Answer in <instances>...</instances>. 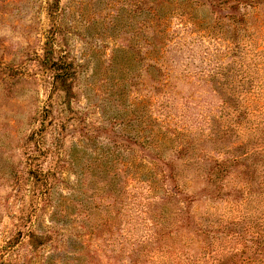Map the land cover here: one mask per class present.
Here are the masks:
<instances>
[{
	"label": "rangeland",
	"instance_id": "obj_1",
	"mask_svg": "<svg viewBox=\"0 0 264 264\" xmlns=\"http://www.w3.org/2000/svg\"><path fill=\"white\" fill-rule=\"evenodd\" d=\"M56 1L0 0V264H129L140 237L152 249L168 242L165 219L170 213L182 216L185 206L201 224L214 210L233 218L232 195L210 201L204 169L168 149V128H174L168 115L185 126L182 98L214 101L209 85L184 71L182 59L171 64L168 45L150 56L161 61L158 67L152 68L149 57L142 60L156 44V31L172 43H192L194 58L228 53L208 28L217 15L191 0ZM198 1L214 11L220 5L218 17L230 16L235 5V0ZM237 1L249 5L245 11L259 45L264 0ZM49 52L54 61L64 58L70 65L67 79L57 80L63 71L43 61ZM189 85L199 98L186 93ZM136 136L146 150L133 145ZM150 151L161 152L164 161L151 167ZM34 172L49 176L44 196ZM169 174L186 192L176 201L169 199ZM257 202L249 216L264 227ZM142 214L145 228L131 230ZM188 227L181 228L182 236L193 245L190 253L200 257L203 243L186 235ZM183 246L175 243L178 251H187ZM154 257L144 258L146 264L185 263L174 255ZM212 259L207 256L206 264Z\"/></svg>",
	"mask_w": 264,
	"mask_h": 264
},
{
	"label": "trees",
	"instance_id": "obj_2",
	"mask_svg": "<svg viewBox=\"0 0 264 264\" xmlns=\"http://www.w3.org/2000/svg\"><path fill=\"white\" fill-rule=\"evenodd\" d=\"M191 1L196 8H205L207 11L211 9L208 13L214 17L215 14L217 15L214 18L216 23L214 22L215 24L208 28L227 45L224 50H228V53L212 57L201 54V57L194 58L190 54L192 43L183 45L179 42L172 43L174 39L170 36L167 38L163 31H156L157 34L153 32L152 35L156 44L154 45V42V46L146 50L142 60L149 57L153 62L152 68L155 64L158 67L161 61H153L150 56L157 57L161 54L159 51L165 50L168 45V49L171 47L168 55L172 53L171 64L178 65V58L182 59L180 66L184 67V71H187L199 84L209 85L208 90L214 95V101L200 103L198 100L199 104L189 98H182L187 114L186 121L182 120L185 126L177 125L172 118L176 117L174 114L168 115L172 119L170 123H174L173 129L168 128V149L176 159L195 165L198 167L197 170L204 169L203 181L208 189L210 201H214L223 193L226 196L232 195L231 209L234 210V217L237 216V218L227 220L224 215H217V211L214 210L207 212L203 217L205 223L202 225L201 222L197 223V220H193L189 209L185 206L186 210H181L182 216L170 213L172 218L165 219L170 226L167 232V243L152 249L149 239L144 240L146 236L140 237L135 241L136 248H131L132 253L127 258L129 264H146L144 258L147 257L149 261H153L155 254L158 257L161 254L168 258L173 255L180 257L184 260V264H198L196 258L206 264L207 256H212L214 263L211 264H264V227L260 226L258 218L253 221L249 216L252 211H255L254 204L257 201V207L262 209L261 214L263 213L264 216V46L258 47L264 44V39L257 45L261 37L253 31L256 27L249 25L248 12L245 11L249 5L235 0L233 1L235 5L229 7L231 15L224 13L223 16L218 17L219 10H222L218 8L220 5L214 11L213 5H205L198 0ZM239 6L243 8L242 13L237 11ZM255 8V6L252 7L253 10H257ZM234 14L236 16H233ZM46 55V60L43 61L51 63L50 70L63 71L57 75V80L67 79L70 65L64 63V58L56 62L51 52ZM227 59L229 61L225 62L224 60ZM196 62L198 64L194 65ZM128 66L125 65L124 68ZM157 71L159 74V70ZM153 81L158 86L161 84L160 79H153ZM170 84L174 87L176 83ZM190 87L192 85H189L186 93H190L194 99L198 93L192 91ZM197 98H199L198 95ZM201 107H204V112ZM194 109L197 113L192 114ZM138 138V136L132 138L133 145L146 150ZM149 153L154 157L151 161L146 160L151 167L156 161H164L161 152L155 154L154 151H150ZM31 174L35 185L40 184L42 187L41 196L47 194L49 191L47 173ZM168 179L173 184L169 192L170 200L176 201L186 194L184 187L178 186L175 178L170 174ZM149 188L152 189L151 184ZM242 208L244 212H241ZM261 220H264V217ZM145 225L142 214L130 229L142 232L141 227L143 229ZM186 226H191L187 228L186 235L192 234L203 243L199 249L202 252L200 257L196 253H190V247L193 245L190 240L186 242L182 236L181 228ZM153 235L162 236L163 234ZM176 242L184 243L183 247H186L187 251L176 250ZM152 250H154L153 254Z\"/></svg>",
	"mask_w": 264,
	"mask_h": 264
}]
</instances>
